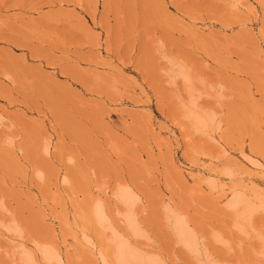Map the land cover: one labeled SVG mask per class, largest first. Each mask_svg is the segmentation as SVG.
<instances>
[{"label": "rangeland", "instance_id": "obj_1", "mask_svg": "<svg viewBox=\"0 0 264 264\" xmlns=\"http://www.w3.org/2000/svg\"><path fill=\"white\" fill-rule=\"evenodd\" d=\"M120 244L264 264V0H0V264Z\"/></svg>", "mask_w": 264, "mask_h": 264}, {"label": "bare ground", "instance_id": "obj_2", "mask_svg": "<svg viewBox=\"0 0 264 264\" xmlns=\"http://www.w3.org/2000/svg\"><path fill=\"white\" fill-rule=\"evenodd\" d=\"M20 1H22V0H20ZM16 2L13 5H9L6 8V10H9L13 7L18 6L16 4ZM234 198L235 199L230 200V203H231V205H233V207L241 204L240 200H236V197H234ZM121 199L127 205H130L132 203L131 196L127 192L122 193ZM95 215H96L97 220H99L102 223L105 222V216H104L103 211L100 207L96 208ZM124 217H125L126 221L129 223V225L133 224L130 220V214L124 215ZM172 225H173V229L177 233L181 243L186 245L188 248L190 247L192 249V253L196 254V256H199V258H200L201 252L203 251V250L201 251V249L203 247L202 246L199 247L200 243L195 238H193V235H191L189 233L187 227L185 226L186 224L184 225L182 220L177 219V220H175V222L172 223ZM134 253H136V252H134ZM134 253L129 249V247L126 244L125 245L120 244L117 248L115 255H116V259H117L119 264H156L154 261L146 260L143 256L141 257V256L136 255ZM41 254H42L44 260H47V261H51V260L56 258L55 254L47 248L42 249ZM98 257H99L100 262L102 264H108L107 258L105 256H103L101 253H98ZM29 260H31V258H29Z\"/></svg>", "mask_w": 264, "mask_h": 264}]
</instances>
